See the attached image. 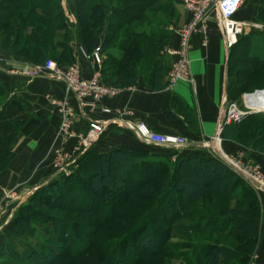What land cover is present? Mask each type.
Listing matches in <instances>:
<instances>
[{
  "label": "rangeland",
  "instance_id": "rangeland-1",
  "mask_svg": "<svg viewBox=\"0 0 264 264\" xmlns=\"http://www.w3.org/2000/svg\"><path fill=\"white\" fill-rule=\"evenodd\" d=\"M153 1L60 0V3H56L58 0H0V77L4 73L2 68L12 73L20 70L29 73L32 69H41L48 60L66 66L70 63V57L64 47L73 45L79 31H82L83 36L93 16L100 18L102 13L103 19L107 20L109 16V23H112L110 31H107L108 43L122 44L125 52L133 55L139 49L142 55L134 64L143 69L149 63L146 46L153 50L155 44L147 42L146 45L143 38L149 35L156 23H163V19L171 20L172 3L169 2L173 0L160 1L167 4L166 10H159L160 7L152 10L150 4ZM60 5L63 15L58 18ZM32 9L33 22L27 30L18 18L21 13ZM258 9L250 20L262 28L251 25L244 39L228 52L229 76L232 78L228 102L224 107L228 113L231 108L247 112L239 120L230 123L241 130L237 141L224 136L225 126L222 131L218 127L209 131L199 130L201 134L202 131L213 132L212 140L203 142L202 137L201 140H195V135L198 136L195 133L187 138L189 149H185V144L171 148L162 155L155 153L152 157L162 159V163L153 164L149 160L147 164L144 160L146 163L136 171L135 179L117 194L119 199L116 203L114 200L117 196L113 197L114 194L110 192L94 194L87 191L90 201L84 207L78 199H75V203L67 200L65 195L69 194L68 189L55 191L61 186L56 183L69 177V183H72L70 187H73L72 190L77 189L71 194L81 198L80 190L86 193L85 183L79 182L77 177L84 169L77 173V177H70L74 174L72 172L63 178L59 179L58 176L53 181L49 180L44 185L47 186L45 190L39 188L29 192L21 204L19 202L14 206L10 203L5 211H2L0 201L1 215H12L5 224L0 225V264H264V189L244 176L249 174L264 184V155L254 149L256 144L264 146V112L250 111L246 107V104L256 100H249L252 95L256 97L258 91L264 90V58L262 60L250 55L252 41L249 37L264 36V19H258ZM44 11L53 20L50 26L55 33L53 43L45 49V54L24 52L28 44L24 41L29 37V45H34L32 36L40 29H46L44 24L39 23V15L42 16ZM174 15L171 16L172 20L175 19ZM172 20L170 23L175 24ZM101 21L96 23V29L92 28L90 33L99 29L104 22ZM60 22L64 25L61 23V26ZM133 24H141L143 28L133 27ZM87 34L86 45L91 48L93 40ZM53 48H56L55 54H51ZM115 52L120 50L116 49ZM5 95L0 94V120ZM218 129L221 132L219 135ZM63 138L68 141L73 137ZM216 138L220 141L214 142ZM192 144L196 146L192 147ZM61 146L65 148L58 145L52 151V167L54 151L62 149ZM187 150L216 155L228 165L230 163L226 159L233 161V165L243 173L237 172L240 176L238 195L232 198L211 192L204 199L189 201L185 195L169 191L165 195L144 197L142 190L170 175L176 155ZM9 155L10 162V145ZM88 165L97 167L94 158ZM15 193L13 190L6 192L3 200L9 201ZM151 233L154 245L147 249L141 241Z\"/></svg>",
  "mask_w": 264,
  "mask_h": 264
},
{
  "label": "crops",
  "instance_id": "crops-1",
  "mask_svg": "<svg viewBox=\"0 0 264 264\" xmlns=\"http://www.w3.org/2000/svg\"><path fill=\"white\" fill-rule=\"evenodd\" d=\"M261 1L246 0L236 18L253 19ZM169 3H172L170 14L171 16L175 14V19L172 20L173 17H169L175 24L170 23L171 20H162L163 23H160L159 27L165 30V36L160 40L152 38L151 41L156 42L153 50L146 46L148 66L143 69L138 67L136 81L123 86L118 96L105 97L101 100V105L113 111L110 114L92 112L90 107L82 110L77 98L68 92L64 82L58 78L48 77L46 72L43 76L32 78L25 74L8 72L7 68H2L4 73L0 77V82L6 99L0 120V134L12 148L10 162L0 179L2 211L7 210L10 203L14 206L19 202L21 204L25 197H28L29 192L32 193L38 186L45 185L49 180L53 181L58 176L59 179L63 178L52 167L53 149L58 145H63L68 152H73L76 146L82 148L91 133L90 122L93 119L105 124V129L93 145L76 157L73 165L69 167L70 174L82 172L83 169L84 173L93 170L94 166L88 165L92 159L91 153L121 149L148 155L155 153L162 155L174 148L142 142L133 127L138 121L145 122L156 132L179 133L187 138L197 133L195 140L201 137L202 140L204 139L203 142L212 140L213 132L202 131L201 134L199 130L209 131L219 125L232 78L229 76V49L220 37L209 38L207 45L204 46L202 34L195 33L192 36L190 48L194 84L183 83L177 85L172 91L166 90L168 70L174 60L166 49L178 47L179 44V37L171 30V27L182 25L190 18L189 12L181 2L173 0ZM163 6L167 7V4ZM108 22L109 16L95 31L91 47V49L96 46L102 47L104 58L102 64L92 62L85 55L94 49L89 51L81 30L73 45L70 46V59L72 62L80 63L85 78H91L100 73L106 82H112L118 76L120 59L125 52V47L122 44L105 45L107 31H110ZM157 27L158 24H155L150 31L155 32ZM116 49L120 52H115ZM1 61L0 59V63ZM157 62H160L164 69L161 80L163 87L159 89L153 88V73ZM65 98L68 99L77 115L75 125L77 135L68 141L59 134V106L53 103L55 100L61 102ZM196 144L191 146L195 147ZM187 146L190 145H186L185 149L188 148ZM193 152L199 151L193 150ZM10 190L16 192L12 199L3 200L5 193ZM11 216L0 213V225L5 224Z\"/></svg>",
  "mask_w": 264,
  "mask_h": 264
},
{
  "label": "trees",
  "instance_id": "trees-1",
  "mask_svg": "<svg viewBox=\"0 0 264 264\" xmlns=\"http://www.w3.org/2000/svg\"><path fill=\"white\" fill-rule=\"evenodd\" d=\"M161 0H155L151 2L150 6L152 10H166L165 6L160 2ZM60 3V0L58 2ZM60 14H58V18H61L63 15V8L62 5L59 6ZM62 10V11H61ZM102 11V9H101ZM164 12V11H162ZM34 9L26 11V13H21L19 15L18 21L22 22L26 29L32 25V18ZM101 13V12H100ZM167 13V12H165ZM95 15V14H94ZM97 16V15H96ZM258 19H264V0L261 1V4L258 9ZM64 17V16H63ZM104 13L100 14V18L93 16V21L90 22V25L88 26V30L83 31V40L85 42V45H88L87 42V33L92 37L94 33H90L92 31V28L94 29L97 26V22L104 21ZM26 19V22H24ZM101 21V22H102ZM38 22V21H37ZM39 23L44 24L46 29L42 30L40 29L37 34H34L32 37L35 41L34 45H29V37L24 41V43H28L27 47L24 48V52H28L29 54H45V49L48 47V45H52L53 38H54V31H51L50 26L53 24V20L51 21V17L47 12H43V15H39ZM64 25L63 22H60V25ZM109 23V22H108ZM157 24V23H156ZM155 32H151L149 35L145 36L143 38V41L146 42H152V38L155 40H160L162 37L165 36V30L159 27ZM61 25V26H62ZM86 25V24H85ZM112 26V23L108 24V30ZM141 24H133V27H142ZM143 28V27H142ZM96 29V28H95ZM47 30V31H46ZM137 35V34H135ZM138 37V35H137ZM148 38V39H147ZM252 41L251 48H250V55L253 58H259L263 60L264 58V36L263 37H249ZM108 39L107 36L105 45H108ZM244 38L242 37L241 40ZM150 40V41H149ZM60 43V41H58ZM156 43V42H154ZM155 45L153 47L155 48ZM88 47V46H87ZM94 48H89V51H92ZM64 50H68V55L70 57V46L67 44L66 48L64 47ZM56 53V48H53L51 50V54ZM142 55V52L138 49L136 50V53L133 55L130 52H124L120 59V65H119V73L116 79H114L112 82H106L103 78V81L106 83L114 84L117 86H126L130 83H133L136 81L138 76V67L136 64H134L136 59H139ZM70 63L65 64L69 65L72 63L71 59L69 58ZM163 66L160 62H157L154 67V73H153V88L159 89L163 87L162 85V76H163ZM0 94H5V91L3 90L1 83H0ZM228 98V97H227ZM224 136L227 139L235 140L237 141L239 139L241 130L238 128V126L233 124H228L225 126L223 130ZM255 151L262 152L264 155V146L256 144L254 146ZM155 154H143V153H137L135 151L131 150H121V149H112L108 152H102V153H91V157L94 158V160L97 162V167L93 168V170L88 171L86 173H82L78 177L76 176L78 172L75 174H72L70 177H77L78 181L84 182L86 193L81 189L82 193H80V197L78 198L77 195L71 194V191L74 192L77 189H73L71 184L69 183V179H62L59 182H57V185H61L59 188H55V191H62V189H68L67 191L69 194L65 195L67 197L68 201H71V203H75V199H78L81 201L83 206L88 205V202L90 201V198L87 196V191L92 193H100V192H110L113 195V197L117 196L118 193L122 192L123 189H125V186L127 183L133 181L136 177L135 173L137 170L141 169V166H144L145 161L150 160L149 163H155L159 162L162 163V159L156 160V158H153L152 156ZM146 157V158H145ZM9 145L7 141L4 139V137L0 134V175L3 170H5L9 164ZM176 161L174 164H172V172L170 175L164 176L162 179L156 182V184H150L147 189H143L141 194L144 197H156L160 195H165L169 193V191H174L178 193L179 195H185L186 198L189 201H194L197 199H204L208 197V195L211 192L223 194L229 197H236L238 195V180L240 178L239 174L231 167L229 166L225 161H223L221 158H219L216 155H206L199 152H188L183 153L179 152L176 155ZM145 160V161H144ZM144 161V162H143ZM80 171V170H79ZM80 173V172H79ZM77 180V179H76ZM65 184H68L67 187ZM41 188L45 190L47 186L41 185L37 188V190ZM42 190V191H43ZM82 196L84 199H82ZM114 199V198H113ZM119 199L117 196L114 200V203H116ZM77 202V201H76ZM13 223V222H12ZM254 236V234H253ZM153 234H148L143 240L141 241V244L147 249H150L154 245V238ZM212 261L213 259L210 258Z\"/></svg>",
  "mask_w": 264,
  "mask_h": 264
},
{
  "label": "built area",
  "instance_id": "built-area-1",
  "mask_svg": "<svg viewBox=\"0 0 264 264\" xmlns=\"http://www.w3.org/2000/svg\"><path fill=\"white\" fill-rule=\"evenodd\" d=\"M178 1L181 2L189 12L190 18L182 25L171 27V30L179 37V44L178 47L166 49V52L174 57L168 70L167 81L165 83V89L169 91H172L179 84H194L191 73L190 48L191 39L195 33L202 34L204 46L207 45L209 38L220 37L225 41L226 48L230 50L242 39L251 25L255 26L256 24H254L252 20H239L236 18V15L243 7L246 0ZM256 28H262V26L256 24ZM85 55L92 62L97 64H102L104 61L101 46H96L91 53H85ZM44 72L48 74V77L61 79L66 85L68 92L72 93L77 98L82 110H84L85 107H90L92 112L99 111L110 114L113 111L101 105V100L105 97H116L123 90L121 86L104 82L100 73L95 74L91 78H85L82 73L81 65L78 62L60 66L48 60L42 65L41 69L35 68L29 73L23 70L13 73L25 74L29 77H39L43 76ZM260 93L261 91H258L256 97L258 95L261 97V101H264V97H262ZM53 103L59 106V114L61 116L60 134L63 135V137H75L77 135L74 127L77 121L76 111L69 104L67 98L61 102L55 100ZM258 105L264 107V103H259ZM229 110V113L226 112L225 107L222 110L218 125L221 131L223 127L230 124L232 120L236 119L237 121L243 117L235 109L231 108ZM90 127L91 133L89 137L86 138L87 140H85L82 148L76 146L73 152H68L61 146L62 149L57 148L54 151L53 168L56 173H60L62 176L70 175L69 167L73 165L76 157H78L82 151L84 152L97 141L100 133L105 129V124L97 119H93L90 122ZM133 127L140 140L147 144L175 148L182 147L185 144L187 145L189 141L185 135L179 133H160L153 131L143 121L136 122ZM202 145L204 146V144Z\"/></svg>",
  "mask_w": 264,
  "mask_h": 264
},
{
  "label": "bare ground",
  "instance_id": "bare-ground-1",
  "mask_svg": "<svg viewBox=\"0 0 264 264\" xmlns=\"http://www.w3.org/2000/svg\"><path fill=\"white\" fill-rule=\"evenodd\" d=\"M249 97V96H248ZM258 97V98H257ZM257 97H251L249 100L251 101V100H253V99H256L255 101H252L251 103H249V104H246V107L247 108H249V110L251 111V110H257L258 112H264V107H262L261 105L259 106L258 104L260 103H264V101H261V97H259L258 95H257ZM228 99L226 98V102H225V106L227 105V101ZM231 103V102H230ZM239 114H241V116H244L247 112H242V111H240V110H236ZM256 111V112H257ZM253 112V111H252ZM237 118V117H236ZM218 128H219V126H217ZM217 133H218V135L221 133L220 132V129H218L217 130ZM214 140H218L217 138L216 139H214ZM218 141H220V139L218 140ZM232 164H234V163H232ZM263 184V183H262Z\"/></svg>",
  "mask_w": 264,
  "mask_h": 264
},
{
  "label": "water",
  "instance_id": "water-1",
  "mask_svg": "<svg viewBox=\"0 0 264 264\" xmlns=\"http://www.w3.org/2000/svg\"><path fill=\"white\" fill-rule=\"evenodd\" d=\"M227 93V92H226ZM260 94H262V97H264V90L263 91H261V93ZM226 98H227V96H226ZM219 155L221 154L220 152L218 153ZM229 159H226V161L228 162V163H230L229 165H232V168L236 171V172H238V173H242V171H240V170H238L233 164H232V162L229 160ZM240 171V172H239ZM243 174V173H242ZM244 176L248 179V180H250L253 184H255L256 186H258V187H261V188H263L264 189V184H262L261 182H259L257 179H255V177H253V176H251V175H249V174H244Z\"/></svg>",
  "mask_w": 264,
  "mask_h": 264
}]
</instances>
